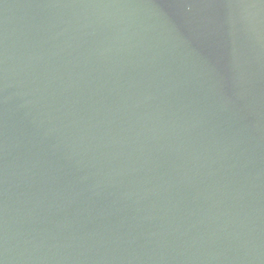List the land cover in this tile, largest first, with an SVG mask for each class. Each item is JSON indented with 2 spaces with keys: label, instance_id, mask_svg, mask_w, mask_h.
I'll use <instances>...</instances> for the list:
<instances>
[{
  "label": "water",
  "instance_id": "obj_1",
  "mask_svg": "<svg viewBox=\"0 0 264 264\" xmlns=\"http://www.w3.org/2000/svg\"><path fill=\"white\" fill-rule=\"evenodd\" d=\"M0 264H264V0H0Z\"/></svg>",
  "mask_w": 264,
  "mask_h": 264
}]
</instances>
